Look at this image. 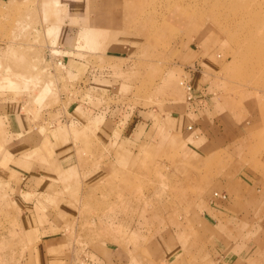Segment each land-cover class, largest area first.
I'll return each instance as SVG.
<instances>
[{"label":"rangeland","instance_id":"obj_1","mask_svg":"<svg viewBox=\"0 0 264 264\" xmlns=\"http://www.w3.org/2000/svg\"><path fill=\"white\" fill-rule=\"evenodd\" d=\"M0 264H264V0H0Z\"/></svg>","mask_w":264,"mask_h":264},{"label":"crops","instance_id":"obj_2","mask_svg":"<svg viewBox=\"0 0 264 264\" xmlns=\"http://www.w3.org/2000/svg\"><path fill=\"white\" fill-rule=\"evenodd\" d=\"M83 32H85V30H83ZM147 113V112H146ZM146 113H141V112H137V113H135V112H133V114H132V116H131V114H130V119L132 120V121H134V123H135V129H133V130H130V132L131 133H139V131L137 130V128H138V126H140L141 127V132L140 133H142V137H144V134L146 133V129L148 130V128H149V125H150V121L149 120H147L144 116H143V114H146ZM129 114V113H128ZM77 116V115H76ZM87 118L89 119V117L87 116ZM87 119V120H88ZM128 119V118H127ZM126 119V120H127ZM154 119V118H153ZM152 119V120H153ZM13 121H11V127H12V125H14V126H16L17 127V129L19 128V126H21L20 125V123H18L17 122V120L16 119H12ZM109 120V119H108ZM107 120V122L109 123V121ZM123 120H125V119H123ZM128 121V120H127ZM17 122V123H16ZM58 124V123H57ZM60 124H62V123H60ZM60 124H58V125H60ZM63 125H65V124H63ZM55 126V125H54ZM123 129V128H122ZM63 130V129H62ZM61 130V131H62ZM127 130V128L124 130V131H126ZM112 132V130L110 131L109 130V133H111ZM16 135V134H15ZM115 135V134H114ZM126 137V136H125ZM24 156V155H23ZM43 176H46V175H42L41 173H38V178L39 177H43ZM24 178H25V176H24ZM23 178V179H24ZM242 182V181H241ZM243 182L244 183H246L244 180H243ZM238 182L237 181H234L232 184H230L229 186H228V189H231L232 191H230V190H228V192H229V195L231 196L232 194H234V196L235 195H241V192H243L242 191V187H240L239 186V183L237 184ZM248 184V183H247ZM31 185H32V182H29L28 184H26L25 183V187H27L25 190L23 189V190H21V188H20V190H19V192L20 191H22V192H27V190H31V189H33L32 187H31ZM234 185H236V186H234ZM39 189V188H38ZM230 193H232V194H230ZM214 196H217V193H216V195H214Z\"/></svg>","mask_w":264,"mask_h":264},{"label":"built area","instance_id":"obj_3","mask_svg":"<svg viewBox=\"0 0 264 264\" xmlns=\"http://www.w3.org/2000/svg\"><path fill=\"white\" fill-rule=\"evenodd\" d=\"M187 91H189V88H187ZM188 99L190 100L191 99V96H190V93L188 92ZM216 195V194H214Z\"/></svg>","mask_w":264,"mask_h":264},{"label":"bare ground","instance_id":"obj_4","mask_svg":"<svg viewBox=\"0 0 264 264\" xmlns=\"http://www.w3.org/2000/svg\"><path fill=\"white\" fill-rule=\"evenodd\" d=\"M198 16H200V15H198ZM57 64H58V63H57ZM59 64H60V63H59ZM61 64H62V63H61ZM58 68H59V67H58ZM60 68H61V67H60ZM62 68H64V67H63V64H62Z\"/></svg>","mask_w":264,"mask_h":264}]
</instances>
